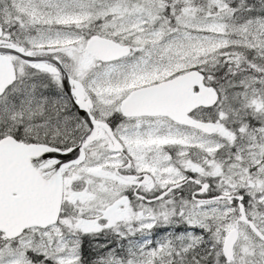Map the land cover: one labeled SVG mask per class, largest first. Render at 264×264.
<instances>
[{
	"label": "snow or ice",
	"instance_id": "1",
	"mask_svg": "<svg viewBox=\"0 0 264 264\" xmlns=\"http://www.w3.org/2000/svg\"><path fill=\"white\" fill-rule=\"evenodd\" d=\"M0 264H264V0H0Z\"/></svg>",
	"mask_w": 264,
	"mask_h": 264
}]
</instances>
